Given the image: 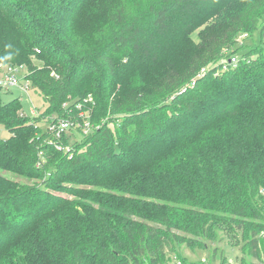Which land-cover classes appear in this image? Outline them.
Instances as JSON below:
<instances>
[{
    "label": "trees",
    "instance_id": "trees-1",
    "mask_svg": "<svg viewBox=\"0 0 264 264\" xmlns=\"http://www.w3.org/2000/svg\"><path fill=\"white\" fill-rule=\"evenodd\" d=\"M2 65L47 106L0 85V264H169L220 222L264 263V0H0Z\"/></svg>",
    "mask_w": 264,
    "mask_h": 264
},
{
    "label": "rangeland",
    "instance_id": "rangeland-1",
    "mask_svg": "<svg viewBox=\"0 0 264 264\" xmlns=\"http://www.w3.org/2000/svg\"><path fill=\"white\" fill-rule=\"evenodd\" d=\"M194 37L197 39L196 34H194ZM244 37L246 36L243 35L239 38V42L242 43L243 41L244 43L240 49H237V54L235 55L237 58L242 50L251 48V46H254L258 43L259 31L254 32L252 38L247 37L244 39ZM239 46L240 45H237L236 48H238ZM33 63L35 65H39L40 67H42L43 65V63L37 59H35ZM7 66L12 67L13 71L16 73V76L22 81L25 79L24 74L30 73V69L26 65H2V67H0V70L4 71ZM0 75H2V72H0ZM2 98L6 102L11 101L14 98H20L22 103V112L30 117H42L41 113L47 106V103L33 87H29L26 90L22 88V86L16 85L11 86V88H9V91L4 88L2 91ZM85 108H91V106L83 105V109ZM79 109H82L81 106L79 107ZM87 114V110H84L82 112L81 116H85V119L82 118L80 122L78 121V116L74 118L75 123L72 126V129L67 133L69 136V142L71 144L76 141L83 140L92 132L93 129L90 128L91 122L88 119ZM44 119L46 120V118ZM46 122L48 123V121ZM44 127H46V125H44ZM0 134L4 137L9 135L5 130H0ZM47 140L49 143H52L50 139ZM260 208H262V205H260ZM263 219H256L254 221V224H261L259 227H255L253 225L256 232L262 233V238H264V225H262L264 224ZM220 224L221 229L217 230L219 240L210 242L209 248H203V245L197 244L194 241L190 244L187 243L180 245L177 248V253L179 256L174 254L173 259L169 264H175L176 261H181L183 264H221L222 259L225 260V264H240L241 258H244L243 264L260 263V260H257L254 257L249 256L246 252L243 253L241 251L243 249V246H247V243L251 239V234L254 233L253 227L250 224L245 226V229L243 230L244 232L242 233H240L241 231H237L236 224L233 226L234 229L226 227V224L224 222H220ZM213 250L216 251L217 257H215ZM262 255L264 262V245H262Z\"/></svg>",
    "mask_w": 264,
    "mask_h": 264
},
{
    "label": "built area",
    "instance_id": "built-area-1",
    "mask_svg": "<svg viewBox=\"0 0 264 264\" xmlns=\"http://www.w3.org/2000/svg\"><path fill=\"white\" fill-rule=\"evenodd\" d=\"M230 62H232L233 64H236L238 62V58L236 56H233L230 59ZM224 67L226 68L227 65H225ZM0 72H2V75H0V85L5 87L6 89H9L11 88V86H16V85H20L22 86V88L26 90L29 88V82L27 80H23V81L20 80L16 76V73L13 71L12 67L7 66V68L4 71L0 70ZM204 72H205V68H203L202 70V73ZM81 117L85 119V116H81ZM74 123H75L74 119H68V118H59L57 120L51 119V121L47 123L46 129L51 135L55 136L56 138H61L64 134L68 135L67 133L68 131L72 129V126L74 125ZM92 127L93 126L91 124L90 128L92 129ZM175 264H183V263L181 261H176Z\"/></svg>",
    "mask_w": 264,
    "mask_h": 264
}]
</instances>
